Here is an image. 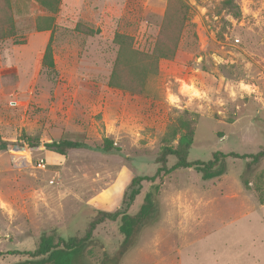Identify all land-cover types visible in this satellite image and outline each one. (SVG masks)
Segmentation results:
<instances>
[{"label": "rangeland", "instance_id": "374dc122", "mask_svg": "<svg viewBox=\"0 0 264 264\" xmlns=\"http://www.w3.org/2000/svg\"><path fill=\"white\" fill-rule=\"evenodd\" d=\"M168 1L0 0V44L18 47L11 52L17 70L0 79V141L12 146L0 151V252L32 251L42 235L54 241L82 235L96 211L120 206L135 175L153 176L161 148L177 144L180 119L194 120L191 161L264 149V0H235L239 19L224 13L223 0H180L190 21L175 57L159 59L155 74L141 57H127L120 72L126 88L109 85L114 36L132 37L134 48L151 55ZM7 14L12 24L6 25ZM22 27L52 30L42 54L34 38L20 47ZM47 47L52 66L44 60ZM105 138L120 154L59 155L45 146L75 140L94 147ZM247 161L227 158L225 174L211 180L194 169L162 178L159 221L109 264H227V254L241 251L251 264L259 251L249 238L257 230L239 245L229 225L260 204L240 178ZM260 170L264 177V163ZM149 186L142 183L130 212ZM94 235L108 253L120 243L116 223L99 225ZM89 257L99 264L103 255L95 250ZM24 259L5 255L0 264Z\"/></svg>", "mask_w": 264, "mask_h": 264}, {"label": "trees", "instance_id": "16d2710c", "mask_svg": "<svg viewBox=\"0 0 264 264\" xmlns=\"http://www.w3.org/2000/svg\"><path fill=\"white\" fill-rule=\"evenodd\" d=\"M222 9L226 15L233 19L240 18V11L235 0H223ZM0 16V29L2 24ZM6 17V18H5ZM5 23L12 24V16L5 15ZM190 21V8L180 0H169L166 6L164 16L160 25L153 52L146 55L134 48L133 38L124 34L114 36V43L118 47L117 56L113 64V69L109 78V85L117 88H126V85L120 81V72L127 67V57L147 62L149 74L157 72V62L161 58L173 59L179 47L181 36ZM5 34L0 32V37ZM49 59L52 66L50 49L47 47L44 60ZM194 120L180 119L176 128L173 130V136L179 135L176 146H164L156 155L154 164L156 171L153 176L135 175L125 187L120 206L114 211L107 212L98 210L88 221L82 235L69 238L54 237L42 235L38 246L32 251L11 250L0 252V258L9 256H25L26 259L15 264H91L90 255L98 250L102 253L99 264H109L112 260L122 258L131 248H133L140 236L141 231L147 227L156 224L160 219V209L158 203V192L162 178L174 171L194 169L201 173L202 180H211L218 178L226 172V159H248L245 170L241 175V181L245 189H252L259 203L264 204L263 192V171L260 170L264 163V149L255 154H237L215 152L209 161L200 160L191 161L188 158L189 150L194 140ZM47 148L59 155H65L66 152L75 149H89L105 155L120 154L113 141L105 138L98 146L91 147L83 142L61 140L53 141L45 145ZM12 147L5 141H0V151ZM173 159V164L169 166V160ZM251 175L253 179H251ZM158 180V181H156ZM149 182L148 191L143 196V201L136 212H130L136 198L139 196L142 183ZM105 222L116 223L120 243L112 253H108L105 244L94 233L97 227Z\"/></svg>", "mask_w": 264, "mask_h": 264}, {"label": "crops", "instance_id": "0c3cea01", "mask_svg": "<svg viewBox=\"0 0 264 264\" xmlns=\"http://www.w3.org/2000/svg\"><path fill=\"white\" fill-rule=\"evenodd\" d=\"M39 14L40 12H38L37 14L32 13L31 16H28V18H31V21H34L36 16H39ZM22 28L23 29L21 31H26V34L22 35L26 41L25 43L20 45V47L26 46L27 44H29L30 40L34 38L39 41L42 54L45 46L50 40L52 30H26L27 27ZM3 48L4 46L0 44V79L3 78L2 76L7 75L8 72L17 70V65L15 64L16 56H13L11 52H15L18 47H12L11 50H9V48ZM229 225L233 228L231 234H233V241L236 244H239L241 242V244L243 245V238L246 240L250 231L254 229L257 230L256 239L254 238V236L249 238V241L251 242L252 246H257L259 252H257L256 256L251 255L252 260H250V262L251 264H264V204H259L254 209L246 208V211L244 213H242L241 215H237L233 218V220H230ZM246 252L247 249L245 253ZM247 257V253L243 255L242 251L240 253V257L239 252L236 255L232 254L229 256L227 254V264H247Z\"/></svg>", "mask_w": 264, "mask_h": 264}, {"label": "built area", "instance_id": "2783aa9c", "mask_svg": "<svg viewBox=\"0 0 264 264\" xmlns=\"http://www.w3.org/2000/svg\"><path fill=\"white\" fill-rule=\"evenodd\" d=\"M39 166H43V163H42V161L38 164Z\"/></svg>", "mask_w": 264, "mask_h": 264}]
</instances>
